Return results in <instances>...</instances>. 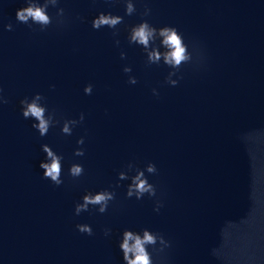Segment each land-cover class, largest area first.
Instances as JSON below:
<instances>
[{"label": "water", "instance_id": "95a60500", "mask_svg": "<svg viewBox=\"0 0 264 264\" xmlns=\"http://www.w3.org/2000/svg\"><path fill=\"white\" fill-rule=\"evenodd\" d=\"M25 6L0 0V264H123L126 229L163 236L153 264H264V0H58L43 31L17 21ZM101 12L121 23L94 29ZM143 21L157 29L147 47L131 40ZM165 26L191 54L179 70L164 61ZM36 93L45 136L21 111ZM44 144L61 157L59 186L43 177ZM139 172L155 196H127ZM97 192L115 194L107 211L76 215Z\"/></svg>", "mask_w": 264, "mask_h": 264}, {"label": "clouds", "instance_id": "9594fccd", "mask_svg": "<svg viewBox=\"0 0 264 264\" xmlns=\"http://www.w3.org/2000/svg\"><path fill=\"white\" fill-rule=\"evenodd\" d=\"M51 3L52 7H56L58 4V0H45L43 5H38L34 2V0H26L25 7H21L16 11V19L20 23L28 24L29 27L32 24L40 25V30H45L50 24H52V17L48 14V5ZM127 14H131L133 11L132 5L129 4L127 7ZM150 10L147 9L145 14H149ZM64 9L57 8L56 16L63 17ZM29 20L32 21V24H29ZM122 18L120 16H113L111 13L105 14L104 12L99 13L92 20V27L94 29H99L101 26L115 27L118 23H121ZM62 22V21H58ZM12 24L9 23L5 25V29L7 31H12ZM157 29L150 27L147 21H143L137 27L133 29L131 40L137 42L139 44L148 46L149 40L156 33ZM159 35L163 37V45L168 49V51L164 54V61L166 64L172 66L173 68L180 69L181 65L189 62L191 60V54L188 52L187 45L184 43V40L181 34L177 31L175 27L165 26L159 29ZM123 55V54H121ZM161 54L157 51H153L149 54V60L152 62H157L160 60ZM125 72L130 71V69L125 68ZM129 83L135 84L137 83L135 78H129ZM173 86L178 84V80L171 81ZM52 88L55 85L51 86ZM93 86L91 84L87 85L84 89V93L90 95L92 93ZM2 92V89H0ZM154 95H159V93L153 92ZM42 95L40 93H36L32 102H29L28 98L25 97L20 101L22 115L25 119L29 117L34 118L38 123L32 125L33 128L37 129L40 136L47 135L50 127V120L45 119L44 113L45 108L41 107L38 104V101L42 99ZM8 101L0 95V103H7ZM80 120L83 122L84 114L81 113ZM63 132L69 133L70 130L65 125L62 129ZM84 142L83 138H81L77 143L82 144ZM43 151L47 154V158L51 159V163H47L42 161L40 163V168L43 169V177L49 179L53 184L59 186L63 183L60 179L61 174V166L60 159L54 154L53 149L48 145H42ZM84 150H78L76 155L83 156ZM147 171L150 173H155L157 171L156 166L154 164H149ZM84 169L81 164L73 165L70 169V173L73 177H79L83 174ZM121 178H124L123 173L120 174ZM143 172H139L132 181V184L129 186L127 191V196L131 198L133 195L139 200L141 199L145 193H148L150 196L156 195V190L152 184L148 182L146 178H143ZM83 203L76 205L75 214L79 215L82 211H88V205H101L98 209L100 213H104L108 208V201L115 199L114 193L109 192H97L95 195L90 193H86L83 196ZM162 205L158 202L156 211H159V208ZM77 230L80 233H85L89 236L93 235V230L89 225H76ZM111 232L110 229H105V235H109ZM161 244H165L169 246L167 242L164 240L163 236L159 233H153L148 229H144L142 235L131 230H124L122 233V239L119 242V249L122 252V260L123 264H153L152 254L148 251V246H153L155 250V246L157 242ZM159 251H163L160 249Z\"/></svg>", "mask_w": 264, "mask_h": 264}]
</instances>
